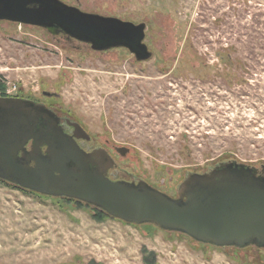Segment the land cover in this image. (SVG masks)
Here are the masks:
<instances>
[{
    "label": "rangeland",
    "instance_id": "rangeland-1",
    "mask_svg": "<svg viewBox=\"0 0 264 264\" xmlns=\"http://www.w3.org/2000/svg\"><path fill=\"white\" fill-rule=\"evenodd\" d=\"M63 1L146 22L153 56L0 20L1 96L46 100L97 142L128 147L122 176L173 196L189 172L264 165V0ZM0 264H264V248L213 246L0 181Z\"/></svg>",
    "mask_w": 264,
    "mask_h": 264
},
{
    "label": "water",
    "instance_id": "water-1",
    "mask_svg": "<svg viewBox=\"0 0 264 264\" xmlns=\"http://www.w3.org/2000/svg\"><path fill=\"white\" fill-rule=\"evenodd\" d=\"M0 20L41 26L97 51L125 47L138 61L153 56L145 42L146 22L85 11L63 0H0ZM60 121L43 103L0 96V179L213 246L264 248V165L260 172L228 160L204 172H189L173 196L143 178H112L114 157L103 147L86 150L78 139L90 138L87 130L69 123L74 127L70 133ZM118 149L123 156L129 150Z\"/></svg>",
    "mask_w": 264,
    "mask_h": 264
},
{
    "label": "flooded vegetation",
    "instance_id": "flooded-vegetation-1",
    "mask_svg": "<svg viewBox=\"0 0 264 264\" xmlns=\"http://www.w3.org/2000/svg\"><path fill=\"white\" fill-rule=\"evenodd\" d=\"M46 92L47 91H44V95L45 96H47V97H53V96H59V94L58 93H55V92H53L54 94H52V95H47L46 94ZM19 97H22V96H19ZM24 98H29V97H24ZM29 99H33V100H35L36 102H39V103H43V104H45L47 107H49V108H51V109H53L58 115H59V117L61 118V121H60V123H63L64 124V126L66 127V130L68 131V132H70V133H72L73 132V130H74V127L72 126V125H70L69 123H80L81 124V122L78 120V119H76L75 117H73L71 114H69V113H64V112H61L59 109H57L56 107H54V106H52L51 104H50V102H48V101H46V100H43V99H38V98H29ZM82 125V124H81ZM83 126V125H82ZM84 127V126H83ZM88 132V131H87ZM89 133V132H88ZM89 135H90V133H89ZM78 142L81 144V146H83L86 150H93V149H95V148H97V147H103V148H105L113 157H114V159L116 160V164H115V166L114 167H112L111 169H110V171H109V173H110V176L112 177V178H124L123 176H122V174H123V172H125V169L124 168H120L119 167V165H118V161H117V156L118 155H121V150L120 149H118V148H120V145H113V147L112 146H110L109 145V142L108 141H106L105 142V144H102V143H99V142H97L94 138H93V136L92 135H90V138H79L78 139ZM129 151V150H128ZM127 151V152H128ZM123 156V155H122ZM259 170H260V172H263V170H262V166H261V168H259ZM132 177V176H131ZM130 179H134L133 177L132 178H130ZM155 186V185H154ZM156 187V186H155ZM178 194V193H177ZM172 195V194H171ZM177 196V195H176Z\"/></svg>",
    "mask_w": 264,
    "mask_h": 264
},
{
    "label": "trees",
    "instance_id": "trees-1",
    "mask_svg": "<svg viewBox=\"0 0 264 264\" xmlns=\"http://www.w3.org/2000/svg\"><path fill=\"white\" fill-rule=\"evenodd\" d=\"M0 181H3V182H6V181H4V180H2V179H0ZM8 183V182H7ZM11 184V183H10ZM15 186H17V185H15ZM19 187V186H18ZM19 188H21V187H19ZM71 199V198H70ZM95 208H97V207H95ZM98 210H100L101 212H103L104 214H106V215H109V214H107L105 211H103V210H101V209H99V208H97ZM110 216V215H109ZM258 248V247H257Z\"/></svg>",
    "mask_w": 264,
    "mask_h": 264
},
{
    "label": "built area",
    "instance_id": "built-area-1",
    "mask_svg": "<svg viewBox=\"0 0 264 264\" xmlns=\"http://www.w3.org/2000/svg\"><path fill=\"white\" fill-rule=\"evenodd\" d=\"M0 96H1V94H0Z\"/></svg>",
    "mask_w": 264,
    "mask_h": 264
},
{
    "label": "bare ground",
    "instance_id": "bare-ground-1",
    "mask_svg": "<svg viewBox=\"0 0 264 264\" xmlns=\"http://www.w3.org/2000/svg\"><path fill=\"white\" fill-rule=\"evenodd\" d=\"M168 231V230H167Z\"/></svg>",
    "mask_w": 264,
    "mask_h": 264
}]
</instances>
